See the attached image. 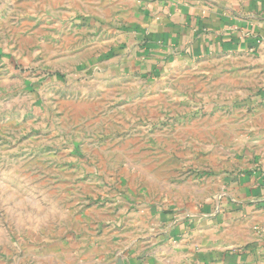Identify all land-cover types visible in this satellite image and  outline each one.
Masks as SVG:
<instances>
[{
  "label": "crops",
  "instance_id": "crops-1",
  "mask_svg": "<svg viewBox=\"0 0 264 264\" xmlns=\"http://www.w3.org/2000/svg\"><path fill=\"white\" fill-rule=\"evenodd\" d=\"M2 34L11 41L40 36L64 42L70 45L52 51L89 60L83 68L91 67V80L71 83L65 94L77 134H125L122 142L126 134H145L144 109L165 119L181 103L193 108V91L179 88L193 82L210 85L202 94L220 102L264 90V0H0ZM156 71L169 82H147ZM240 112L217 111L198 121L215 116L218 131L232 134ZM246 115L255 124L249 133L261 137L264 103ZM195 133L203 134V126ZM129 147L121 146L126 156ZM101 150L93 145L92 152ZM227 154L217 148L216 156L199 155L201 168L175 181L164 174L176 170L142 168L130 157L88 165L109 172L98 175L101 181L122 169L115 180L127 189L107 194L97 206L104 214L84 221L85 228L101 230V240L89 238L87 256L70 264H264V148ZM180 211L187 218H177ZM66 242L60 245L76 244Z\"/></svg>",
  "mask_w": 264,
  "mask_h": 264
},
{
  "label": "rangeland",
  "instance_id": "rangeland-1",
  "mask_svg": "<svg viewBox=\"0 0 264 264\" xmlns=\"http://www.w3.org/2000/svg\"><path fill=\"white\" fill-rule=\"evenodd\" d=\"M0 39V264H70L72 259L87 256L89 238L91 241L95 236L94 243L99 242L101 230L85 228L84 221L104 214L105 209L97 206L105 205L107 194L127 189L115 180L122 169L112 171V181L107 176L101 181L98 175L109 172L92 170L88 165L100 167L106 159L121 162L130 157V162L142 168L163 165L176 170L164 174L167 180L175 181L189 178L201 168L202 163L195 159L205 153L216 156L217 148L226 150L228 158L264 148V133H259L261 137L250 134L255 124L246 115L264 103V90L220 102L202 94L211 88L202 82H193L192 88L179 87L184 93L186 89L193 91V108L181 103L174 107V113L170 110L169 116L161 119L152 118L158 112L146 107L145 134H126L129 140L124 142L120 139L125 134H77L79 123L67 113L70 110L64 101L68 85L91 80V67L83 68L87 60L61 58L52 49L58 51V47L70 44L44 42L40 36L11 41L2 34ZM162 77L169 82L170 77L158 71L145 81L156 82ZM234 108L241 111L240 126L232 134L218 131L221 123L215 116L204 125L198 121L217 111L234 112ZM165 109L169 112L170 107ZM132 118L131 130L136 131L139 124ZM202 126L203 134H196ZM257 126L264 129V122ZM129 142L131 152L126 156L121 146ZM95 144L102 149L98 153L92 152ZM210 165L216 167L212 162ZM149 190L157 192L154 187ZM187 216L182 211L177 214V218ZM66 241L76 244L60 245Z\"/></svg>",
  "mask_w": 264,
  "mask_h": 264
}]
</instances>
